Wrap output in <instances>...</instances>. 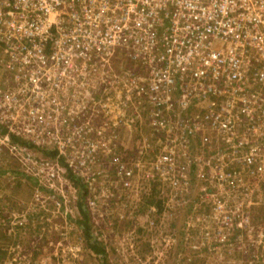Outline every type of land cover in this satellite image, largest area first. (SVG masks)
I'll return each instance as SVG.
<instances>
[{
  "label": "rangeland",
  "instance_id": "374dc122",
  "mask_svg": "<svg viewBox=\"0 0 264 264\" xmlns=\"http://www.w3.org/2000/svg\"><path fill=\"white\" fill-rule=\"evenodd\" d=\"M113 66L109 80L103 69L87 79L68 71L41 90L28 83L29 70L15 73L13 95L33 101L11 97L0 120V264H258V167L230 187L199 178L212 170L193 162L197 141L177 139V119H188L183 97H173L178 115L155 116L153 101L138 93L148 70L126 60ZM166 148L176 162L160 170ZM249 215L250 226L238 228Z\"/></svg>",
  "mask_w": 264,
  "mask_h": 264
},
{
  "label": "built area",
  "instance_id": "2783aa9c",
  "mask_svg": "<svg viewBox=\"0 0 264 264\" xmlns=\"http://www.w3.org/2000/svg\"><path fill=\"white\" fill-rule=\"evenodd\" d=\"M125 60L148 70L138 93L153 101L155 116L187 109L188 119H177V139L197 141L202 152L193 162L212 170L199 178L230 187L254 165L264 177V0H0V120L11 97L32 104V97L13 95L22 70L41 90L68 71L86 78L103 69L109 80L113 63L122 68ZM176 94L183 97L178 105ZM175 155L166 148L157 168L172 167ZM179 176L186 180L188 172ZM244 220L238 228L250 226V215Z\"/></svg>",
  "mask_w": 264,
  "mask_h": 264
},
{
  "label": "bare ground",
  "instance_id": "6f19581e",
  "mask_svg": "<svg viewBox=\"0 0 264 264\" xmlns=\"http://www.w3.org/2000/svg\"><path fill=\"white\" fill-rule=\"evenodd\" d=\"M66 77H67V76H65V77L63 78V80L66 79Z\"/></svg>",
  "mask_w": 264,
  "mask_h": 264
},
{
  "label": "trees",
  "instance_id": "16d2710c",
  "mask_svg": "<svg viewBox=\"0 0 264 264\" xmlns=\"http://www.w3.org/2000/svg\"><path fill=\"white\" fill-rule=\"evenodd\" d=\"M1 127H2V126L0 125V129H1Z\"/></svg>",
  "mask_w": 264,
  "mask_h": 264
}]
</instances>
